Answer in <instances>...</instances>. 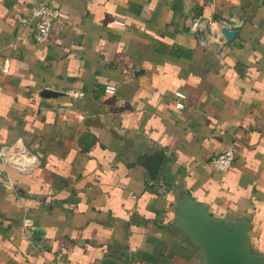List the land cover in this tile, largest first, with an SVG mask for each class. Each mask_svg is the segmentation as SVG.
Wrapping results in <instances>:
<instances>
[{
	"label": "crops",
	"instance_id": "1",
	"mask_svg": "<svg viewBox=\"0 0 264 264\" xmlns=\"http://www.w3.org/2000/svg\"><path fill=\"white\" fill-rule=\"evenodd\" d=\"M37 1L0 0V147L41 161L0 162V264H207L187 200L246 225L264 260V0H45L46 46L20 23ZM197 17L235 39L204 47Z\"/></svg>",
	"mask_w": 264,
	"mask_h": 264
},
{
	"label": "built area",
	"instance_id": "2",
	"mask_svg": "<svg viewBox=\"0 0 264 264\" xmlns=\"http://www.w3.org/2000/svg\"><path fill=\"white\" fill-rule=\"evenodd\" d=\"M59 19V10L45 0L35 2L30 10V16L20 20L24 26H34L33 39L36 44L46 46L51 42L54 26ZM206 20L204 18H194L191 24L193 34L201 36V43L204 47L222 48L227 42H230L224 35V30L235 32L227 28L225 24ZM113 88H107L106 92ZM176 108L184 109L182 100L185 99L183 93H176ZM236 150L233 146L225 148L221 153L212 156L207 165L213 171L219 174H227L236 164ZM0 162L13 168L19 173L28 174L40 167V159L32 154L22 145L2 146L0 147Z\"/></svg>",
	"mask_w": 264,
	"mask_h": 264
},
{
	"label": "water",
	"instance_id": "3",
	"mask_svg": "<svg viewBox=\"0 0 264 264\" xmlns=\"http://www.w3.org/2000/svg\"><path fill=\"white\" fill-rule=\"evenodd\" d=\"M223 33L230 42L236 37V32L224 30ZM43 96L54 98L61 94L46 90ZM160 159L156 157V164ZM157 167H153L152 177ZM178 221L185 234L201 246L207 264H264L263 258L251 251L248 229L243 223L230 224L212 218L205 207L189 200L181 204Z\"/></svg>",
	"mask_w": 264,
	"mask_h": 264
}]
</instances>
